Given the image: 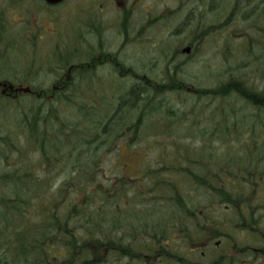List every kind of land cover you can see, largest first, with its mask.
I'll use <instances>...</instances> for the list:
<instances>
[{"label":"trees","instance_id":"obj_1","mask_svg":"<svg viewBox=\"0 0 264 264\" xmlns=\"http://www.w3.org/2000/svg\"><path fill=\"white\" fill-rule=\"evenodd\" d=\"M248 16L264 22V12ZM7 48L16 55L17 48ZM90 51L83 56L93 68L73 67L68 77L59 72L70 61L56 59L55 51L45 55L37 74L56 76L48 91L33 77L18 78L0 57V82L30 85L35 93L0 95V264H138L132 261L161 249L178 252L172 237L184 229L174 221L183 218L195 220V227L204 222L194 233H179L181 241L201 238L207 249H216L211 245L217 236L221 248L238 237L234 232L248 233L255 251L246 244L228 246L246 261H263L264 88L232 75L198 89L178 66L165 68L162 81H151L120 63L121 75L138 82L108 97L96 94L102 84L94 81L96 62L113 61ZM121 75L114 80L121 83ZM169 93L176 99L189 94L195 103L174 112L168 100L158 99ZM201 113L207 116L203 126ZM133 146L158 158L133 180L117 176L118 167L106 178L111 150ZM216 207L230 214L218 227L208 214ZM221 226H230L233 235Z\"/></svg>","mask_w":264,"mask_h":264},{"label":"rangeland","instance_id":"obj_2","mask_svg":"<svg viewBox=\"0 0 264 264\" xmlns=\"http://www.w3.org/2000/svg\"><path fill=\"white\" fill-rule=\"evenodd\" d=\"M13 0H0V17H1V12L5 10V19H7V22L9 23L10 26H13V28H10L9 30H2L0 29V57L7 59L9 64H11L12 68H15V72L18 73V78H22V73L27 72L25 70H32L33 72H37L39 67H41L42 64H44L45 55H48L53 52V50H56V41L53 36V31L52 28H47L45 26V29H49L48 31L42 30L39 28L40 31V37L41 41L37 45L36 49H31L34 52V61L29 59L30 57V50L27 49L26 52L28 54V59L25 56H20L15 59V54L11 53V51L8 50L7 45L12 46L14 43L17 44V47L21 46L22 41H24V44L26 43L24 34L20 32L19 28V23L23 21L22 15L24 13L20 12L19 15L15 13L13 16L10 14V11H14L17 7L15 6L14 3H12ZM9 5L12 7H9ZM26 7V13L30 12L31 14V8ZM141 10H144V8H141ZM29 14V13H27ZM41 17V14H39ZM141 16H144V13L139 12L137 15V20L134 21L133 24H125L124 28H128V26H135V28L131 29L132 34H130V29L128 30H123V26L121 25L120 28H116L115 26H108L107 30V51L104 53V60L106 61H113L111 64L110 62L108 65H99L98 69L95 71V77L94 81L101 82L102 84H97V89H96V94H102L106 96H110L111 94L115 96H119L123 94L129 86H131L132 83L138 82V79H135L133 76L127 77L123 76L121 74H124L122 69L120 68V63H123L124 67L127 69H131L130 65L133 66L132 70H134V73L136 75L142 76L144 75L145 78H149L150 80L153 78V80H158L162 81L163 76L166 75L164 72L165 68L163 67V63L165 58L169 56L168 51L174 54L173 52L175 51L176 47H182L186 43V40L188 39V35L185 34L183 36L178 35V36H172L173 34L169 32V29L175 28V25H169L168 27L166 26V23L164 21L156 22L154 24H151L152 22H147L144 18L142 19ZM246 16V15H245ZM252 16V15H251ZM251 16H248L246 18V24H241V26H237V33L234 32L233 30H225L223 32H219L221 35L222 39L226 38L229 36V34L233 31L236 33V35L232 36L231 39L226 40V44L231 46V49L222 47L219 49H214L213 51H209V48L212 45H204L205 47L196 55V59L199 57L198 60L193 61L180 69V73L182 72V75L186 76V79H188L192 86L197 87L198 89H210L212 87H215L218 84H221V82L226 81L229 76H235L236 78L242 77L245 80H248L249 82H252L255 87H258V89L264 88V22L262 20V23L259 21L255 22L254 19H251ZM25 17V15H24ZM21 19V20H20ZM27 19V16L25 17V20ZM153 19V18H152ZM151 21V20H150ZM1 22V21H0ZM207 24L205 27H208L209 24H212V20L209 19L206 21ZM151 25H150V24ZM242 23V22H241ZM27 29H30L28 22H26ZM1 28V27H0ZM260 28V29H259ZM262 28V29H261ZM135 29H137V33L135 35ZM142 31H144V34L142 35ZM245 31V32H244ZM263 32V33H261ZM38 33V34H39ZM140 33L143 37L140 36ZM171 33V34H170ZM244 33H246L244 35ZM224 34V36H223ZM38 36V35H37ZM262 36V37H261ZM248 37V38H247ZM261 37V38H260ZM210 37H208L206 41L210 40ZM244 38L250 39L252 38L253 41L257 40L251 50L252 56H246L243 53L242 49V41ZM139 39V40H137ZM62 42L61 48H65V45L67 44L68 40L61 39ZM225 44V45H226ZM15 46V47H16ZM63 51V50H61ZM165 51V52H164ZM213 52V58L216 56L215 53H221L220 55H229L227 59L222 60V56H218V58H210L212 55L211 53ZM171 54V55H172ZM201 54V55H200ZM84 67H86V62L83 61H78V64H82ZM234 63V65H233ZM119 65V66H118ZM240 67L238 68V66ZM116 66V67H114ZM117 70V72H116ZM164 74V75H163ZM32 75V74H30ZM35 75V74H34ZM123 76L120 80L121 83L117 82L114 80V78ZM33 76V75H32ZM135 76V75H134ZM34 77V76H33ZM53 76L47 78L45 75H40L37 78L36 83L41 84L44 86V90L48 91L51 88H49ZM113 79V80H112ZM151 80V81H153ZM38 84V85H39ZM48 86V87H47ZM175 96V95H174ZM159 100L166 99L170 104L174 105L176 108H174V112H177V110H182L188 109V107L192 104L195 103V101L190 98L189 94H183L181 99H176L169 94H165L164 96H158ZM198 104V103H196ZM206 114L201 113L199 116V119L202 120L201 126L205 125L204 120L206 119ZM194 121H196V124L199 126L200 122L198 121L197 117H194ZM155 119V118H154ZM264 120V119H263ZM3 123L0 121V127L2 126ZM210 124V123H209ZM183 124H180L176 126V128H179V130L183 131L181 127H183ZM194 130V129H193ZM247 134H245L246 136ZM244 136V137H245ZM181 140L184 141V144H186L185 139H188L187 137H181ZM124 144V143H123ZM182 145V144H181ZM139 146V145H137ZM136 148L133 146L131 149L123 147L122 150L116 149V150H111V156L109 158V162L106 165V178H112V170L115 169V167H118V175L119 177L125 176L127 180H133L136 176L140 174L139 170L140 168L148 161H156L158 158L157 154H153L151 152H145L143 148ZM24 145L21 147L23 148ZM172 148V152H173ZM178 153V151H176ZM35 155V156H34ZM30 155L28 156V160L31 161L32 163L33 160L37 159V155ZM145 160V161H144ZM142 162H144L142 164ZM118 177V178H119ZM63 176L58 180V182L62 181ZM187 191L189 189L188 186H186ZM197 196V193L194 192L192 197ZM198 202H205V198H203L201 195L197 199ZM210 205V204H209ZM204 211H206V204H204ZM224 208H219L216 207L214 210H209L207 213L210 215L209 218H213L216 223L217 227L220 225V222L227 221L229 218L230 214L228 213L227 215L223 212ZM197 211V210H196ZM202 211V212H204ZM196 215L199 214V212L195 213ZM260 216H264V214H261ZM207 220V219H206ZM177 223V225L182 226L180 229H184L186 232H192L194 233L197 229H199V223H203V219L201 218L200 220H197V225L198 227H195V220L187 221V219L183 218L181 221H174ZM264 222V220H263ZM174 225V224H173ZM230 226L222 228L220 227L223 232L226 234H231L233 235V229L232 231L229 230ZM221 229L217 228V233L221 234ZM235 229V228H234ZM238 232V229H235ZM209 233L213 232V230L208 229L207 230ZM182 231L179 230L176 234L173 235V239L175 240V244L173 248L179 249L178 252H184L187 251L186 247L190 248L189 243H193L194 239L188 240L186 243L184 241H181L179 237H185L184 235L181 236ZM201 232V231H200ZM199 232V235H200ZM206 233V232H204ZM201 232L202 236L204 234ZM243 234L244 236L243 241L240 240L239 243L236 242V239H238L241 235ZM234 235H237L236 239L233 241L230 238H226V240L230 241L224 242L221 245V248H225V250L232 249L231 246L239 247L240 245L243 246V244H246L247 246H250L253 249H258L254 245L258 246L257 244H254L253 237L249 235L248 233H235ZM235 238V236H233ZM179 240L181 243H179ZM220 241H223V238L220 236H217V238L212 239V245L211 247L214 248L213 243H219ZM204 242V241H203ZM179 243V244H178ZM230 244V245H229ZM183 245V246H182ZM229 245V246H228ZM179 246V248H177ZM182 246V247H181ZM186 246V247H185ZM228 246V247H227ZM217 248V247H216ZM185 249V250H184ZM191 249V248H190ZM194 250V249H192ZM235 259H240L244 260L245 258L240 257L236 253L230 252ZM226 254V253H225ZM254 261V260H253ZM241 264H248L245 261H240ZM252 264H264V260L260 262H256ZM118 263V262H116ZM120 264V263H118ZM192 264H195L192 261Z\"/></svg>","mask_w":264,"mask_h":264},{"label":"flooded vegetation","instance_id":"obj_3","mask_svg":"<svg viewBox=\"0 0 264 264\" xmlns=\"http://www.w3.org/2000/svg\"><path fill=\"white\" fill-rule=\"evenodd\" d=\"M12 3H14L17 7L16 9H18L17 12L16 10L10 11L12 16L15 13L19 15L20 12L24 13L25 17L27 16L25 20L24 15H22L24 19L19 23L20 32L25 33L24 37L26 36V43L24 44V41H22L20 47H17V44L14 43L12 48L16 46L15 48L20 49L21 57L26 55L27 59L29 56L26 50L29 49L31 52L29 59L34 61V52L31 49H36L38 43L42 42L40 40V33L38 32L40 31L39 28L46 31L49 29H45V26L50 29L52 28V37L57 39L55 50L56 59H65L71 62L69 69L66 70L65 73L63 71L59 72L61 77H68L73 67H84L83 64L78 65V61L84 62L85 56L83 55L92 53L90 50H96L95 58L100 59L98 54L102 55L107 51L106 35L108 26H115L119 29L122 25L123 30L126 31L130 29V34H132L131 29L135 28V26H128V28L124 27L125 24H133L134 21L137 20L139 12L144 13V16H141L142 19L144 18L147 22H152L151 24L164 21L167 27L168 24L175 25V28L172 30L169 29L173 37L178 35L183 36L185 34L188 35L186 43L182 44L184 46L176 47L173 52L174 54L168 51L169 56L161 63L164 68L175 66L183 67L198 60L199 57L196 59V55L202 51L206 45H212L209 51H213L214 49L220 50V48L224 46L231 49V46L224 42L236 35V28H239L243 23L246 24V18L251 11L264 12V0H61L59 3L53 5L47 4L44 0H13ZM26 5L31 8V14L30 12H27L29 14L26 13ZM9 7L11 6L9 5ZM141 8H144V10H141ZM39 14H41V17ZM5 15V10H3L0 17V29L9 30L13 28V26L9 25L7 19H5ZM209 19L213 22L209 24L208 27H205L207 24L206 21ZM26 22H28L30 29H27ZM225 30H233L236 33L232 31L229 36L222 39L219 32ZM136 33L137 29H135V35ZM141 33L143 35L144 31ZM141 33L140 36L143 37ZM245 34L246 33H244V35ZM208 37H210V40L206 41L207 44L203 43ZM63 38L65 41L68 40L65 48H61L62 42L60 40ZM247 38H244L242 41V54L250 57L252 56L251 50L253 43L251 39ZM212 54L213 52L211 55ZM215 54L216 56H214V58H218V56H222V60L229 58L228 55H220L221 53ZM80 55H82L81 59ZM210 58L214 59L213 55ZM96 63L98 66L101 65V61ZM86 67L87 70H91L93 65ZM25 71L27 72L22 73V75H24L25 79L28 81L32 80L33 76V78L37 80L40 75H44H39L32 70ZM45 76L47 78L51 76H53L54 79L56 78L54 74H47ZM10 82L14 83L19 88H8L5 92H3L2 89L0 93L11 97H14V95L18 96V93H21L23 90L20 86L24 84L16 83V81ZM53 88L54 87H52V89ZM185 232L186 231L182 230L181 233L183 234ZM208 245L209 242L205 243L201 238H198L197 242L190 245L191 249L189 248V251L183 253H168L166 252L168 251L167 249H161L159 252L157 251V253H149L140 256L132 262L138 264H192L193 261L195 264H219V262H227L226 264H241V262H239L240 259H235L230 253H237V249H207L206 247ZM126 260L124 259V261ZM245 262L252 264L254 261Z\"/></svg>","mask_w":264,"mask_h":264},{"label":"water","instance_id":"obj_4","mask_svg":"<svg viewBox=\"0 0 264 264\" xmlns=\"http://www.w3.org/2000/svg\"><path fill=\"white\" fill-rule=\"evenodd\" d=\"M47 4H57V3H59V1H61V0H44ZM186 50H188V49H186ZM185 50V51H186ZM5 89H6V87L5 86H3ZM24 92H28V90H25Z\"/></svg>","mask_w":264,"mask_h":264}]
</instances>
